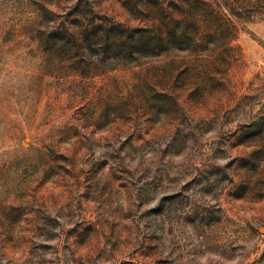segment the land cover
I'll return each instance as SVG.
<instances>
[{"label": "rangeland", "instance_id": "rangeland-1", "mask_svg": "<svg viewBox=\"0 0 264 264\" xmlns=\"http://www.w3.org/2000/svg\"><path fill=\"white\" fill-rule=\"evenodd\" d=\"M0 264H264V0H0Z\"/></svg>", "mask_w": 264, "mask_h": 264}, {"label": "trees", "instance_id": "trees-1", "mask_svg": "<svg viewBox=\"0 0 264 264\" xmlns=\"http://www.w3.org/2000/svg\"><path fill=\"white\" fill-rule=\"evenodd\" d=\"M171 34L164 37L162 34L146 36L145 32L138 28L124 27L121 24H108L98 29L94 28L85 41L102 46L105 51H135L146 47L153 49L161 47L165 41L171 42Z\"/></svg>", "mask_w": 264, "mask_h": 264}]
</instances>
